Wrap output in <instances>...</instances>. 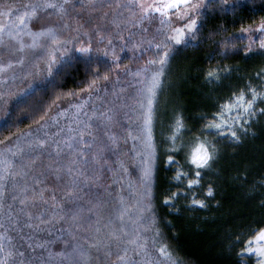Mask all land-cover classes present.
<instances>
[{"label":"trees","instance_id":"16d2710c","mask_svg":"<svg viewBox=\"0 0 264 264\" xmlns=\"http://www.w3.org/2000/svg\"><path fill=\"white\" fill-rule=\"evenodd\" d=\"M233 4L237 6L231 8ZM207 5L199 13L197 29L186 37L187 43L175 47L180 54L175 60L174 75L180 86L170 115L160 119L154 131L156 153L149 150L141 122L133 114H126L131 102L125 104L120 100L113 110L115 122L107 129L109 135L116 137L118 147L112 146L101 124L95 134L99 136V146L94 147V152L101 144L112 149L105 151L108 163L100 182L110 187L107 191L101 187L79 193L83 199L77 203L85 209L82 213L85 219L79 228L66 217L64 221H53L52 225H41L49 231L34 234V229L25 227L21 218L17 231L9 229L8 234L13 237L11 243L25 251L26 256L43 253L47 259L49 250L66 251L71 256L64 264H117V252L122 253L126 246L128 255L137 264L148 260L154 264H171L172 260L176 264H257L258 257L243 249L264 228V115L257 114L245 124L248 131L238 132L241 136L238 143L228 135H217L215 129H207L205 125L214 118L218 105L225 103L234 92L248 85L264 92V49L259 48L264 36H254V41L249 37L264 20V0H228L227 5L221 0H211ZM62 22L65 25L66 20L62 18ZM64 25L60 27L64 29ZM249 46L252 51L246 53ZM146 49L151 59L159 58V50L151 51L150 46H144ZM133 60L123 58L121 66H131ZM113 70L112 63L98 57L72 56L62 62L45 83L11 107L6 120L0 124V148L16 136L39 127L58 104L91 93L106 81L105 75L108 78L113 75ZM211 70H219L220 80L209 82L206 74ZM93 79L96 85L90 88ZM256 108H264V102L257 101ZM179 118L183 119L184 127L176 130ZM174 134L177 138L173 143ZM200 142L209 147L214 158L210 167L200 170V183L189 188L187 179H194L196 171V166L190 163V149ZM87 156L91 162L92 153ZM169 156L173 157L172 161ZM121 163L127 172L120 167ZM148 165L152 174L150 181L145 182L142 170ZM85 167L91 172L94 165L89 163ZM109 167L112 171L107 170ZM178 171L189 173V177L176 179ZM209 187L212 196L207 195ZM173 193L177 195L165 204V199ZM62 196L63 192L57 191L58 200ZM96 198L107 202L99 216L87 212L88 201L95 202ZM192 199L203 200L206 206L192 205ZM42 209L45 210L43 218L47 219V206L39 205L31 211L39 214ZM122 209H126L123 225L129 233L126 239L138 233V243L146 245V255H135L134 245H122L120 249L113 245V254L104 255L108 234L121 228L117 215ZM97 219L99 225L95 223ZM0 223L6 224L2 210ZM96 227L100 228L99 232L95 231ZM157 229L159 235H156ZM21 236L25 238L23 241ZM28 236L33 240L28 241ZM43 240L55 242L47 250L36 248L33 252L26 247L27 243ZM93 242L99 243V252L89 248ZM255 243L251 246L255 247ZM77 245L82 249L73 252ZM162 245H167L171 259L160 256L158 249ZM80 250L90 253L91 258L78 262ZM60 260L61 257L54 256L53 264H59Z\"/></svg>","mask_w":264,"mask_h":264},{"label":"snow or ice","instance_id":"6c2138e0","mask_svg":"<svg viewBox=\"0 0 264 264\" xmlns=\"http://www.w3.org/2000/svg\"><path fill=\"white\" fill-rule=\"evenodd\" d=\"M221 3L224 5L228 4V0H221ZM71 4V0H64L63 4H57L52 2V0H45L44 4L25 5L26 8H30L31 12H26L25 16L36 15V9L40 7L51 8V9H60L62 12H67L65 5ZM205 0H165V2L156 5V4H147L144 0H111V2H106V0H87L86 3H80L81 10H87L89 17L93 13L98 14V19L103 21L111 16L109 23L114 25L116 29H120L121 24H131L133 27L141 24L145 19L149 18V12L160 13L162 19L160 24L162 26H170L173 22L168 18L170 10H175L176 12V23L178 26L170 27L171 35L165 34V40L162 43H157L155 45L158 52V59H152L148 61L149 65H158L155 70L151 71L150 84L146 88V113L144 114V125L145 129L149 133L150 138V125L152 121L153 106L154 101L157 98L158 90L162 87V77L165 75V68L169 65L170 60L174 55H179L180 52L176 49L175 45H180L182 43H187L185 39L186 35H191L196 29L198 24V18L200 10L207 7ZM237 5L233 4L230 7L235 8ZM240 6H243L242 4ZM73 10H76V5L71 4ZM107 9V10H105ZM230 10V9H229ZM11 8L8 9V12H12ZM125 11L128 13L126 17L124 15ZM139 12V15H137ZM17 19L21 24L24 23V16H18ZM68 27V25H65ZM83 25H79L75 31H79V28H82ZM3 29L0 28V31ZM147 31V29H143ZM107 31L104 25H97L95 29V34L98 37L97 44L103 43L107 40V49H111V55L113 57V63L118 65L120 60L119 55L116 54L115 45L113 40L105 35ZM159 31V29H158ZM246 31V30H242ZM258 31L264 32V20H262ZM52 35V43L54 45H59L60 48L65 47L64 42L61 43L55 36ZM11 34V33H9ZM43 34V33H41ZM84 35H89L87 32ZM130 33V37H131ZM117 39L124 40L123 36H120L117 33ZM151 44V41H149ZM33 47L36 45L33 44ZM129 47V42L126 41L120 45V51H124ZM139 47L138 44L133 43L131 49L135 50ZM23 44L21 43V49ZM259 48L264 49V39L260 40ZM59 49H51L48 52V60L45 61L46 71L48 75L53 74V68L61 63V59L57 57L56 52ZM81 53H89L92 51V42L91 39L87 44H82L81 47L76 49ZM99 50V49H98ZM251 46L246 49L247 52H251ZM264 54V53H262ZM67 55V50L60 52V57ZM104 55H109V52L106 50ZM23 59L19 60L18 63L23 64ZM11 66V65H8ZM39 72L42 69L39 65L34 66ZM142 71H149V69H142ZM99 76V73H96ZM139 75V72L136 73ZM258 75H260L258 73ZM209 82L220 80L219 70H211L206 74ZM105 80L108 79V76L103 77ZM96 85V80L93 79L90 88H94ZM257 101L264 102V92L258 91L256 88L251 85L246 86L244 89H240L238 92H234L229 99L220 105H218V111L214 113V118L209 121L205 127L207 129H215L217 135H228L236 143L240 142L241 136L238 134L246 133L248 128L245 127V124L249 123L253 117L257 114L264 115V108L257 109ZM141 107L144 108L145 104L141 102ZM100 121V124L103 126L102 131L105 136L108 137V140L111 141L112 146L118 147V142L116 137L109 135L107 129H109L115 122L114 114L109 110L108 113H100L97 117ZM91 119V118H90ZM184 127L183 119L179 118L176 121V128L180 130ZM92 124H86L84 130L80 131L77 135L79 136V144L82 147H74L71 142L66 144V147L69 149L67 155H63L64 149L60 147L59 143H53L52 152L48 153L47 163L41 159V156L44 154L43 151L36 153V155L29 158L27 164H23L19 171L15 170L13 165L7 160L5 161V170L4 174H0V210L4 213L5 223H0V229H3V232L0 233V264H53L54 256L61 257L59 264H64V260L70 258L71 253L66 251H61L57 253H52L50 250L47 253V259L44 258L43 253L39 256H26L25 251H21L14 244L11 243L13 237L9 235V229L12 231H17V226L20 223V213L24 214L25 221L24 226L30 229H34L35 232H46L49 231L48 228L41 227V225H52L53 221H64L67 217L68 220L72 221L77 228L81 227V221L85 219L82 213L85 211L83 205L78 204L77 202L83 199L79 193L84 192L85 189L91 191L93 188L103 187L105 191L108 190V185L100 183L103 179V173L105 166L108 161L105 158V151L112 150L107 144H101L98 147L97 151L92 153L91 162L88 160L87 153L92 148V143L96 141L97 137L93 135ZM72 130L70 129V132ZM87 135L91 139L85 141L84 137ZM176 135L172 136L173 143L176 140ZM73 137H69L71 141ZM47 146V141L40 140L39 147L43 150ZM151 147V144H149ZM54 153V155H53ZM15 155V153H13ZM213 152L209 151V147L204 143L200 142L192 149L190 154V163L196 166L195 178H188L187 185L189 188L200 183L201 171L204 168L211 166V161L213 160ZM169 161H172L173 157H168ZM39 161V163H38ZM91 163L94 165L91 172H89L88 165ZM120 167L124 172H127L128 169L124 167L123 163L120 164ZM34 169H39L34 171ZM108 171H112L109 167ZM151 166L148 165L142 170V179L145 182L150 181L151 179ZM17 177H20L23 180V183L17 180ZM182 177H189V173L178 171L176 174V179H181ZM31 180V185L28 184V180ZM10 183V191L5 187L6 184ZM57 191H62L63 196L57 198ZM87 194V193H85ZM177 193H173L172 197L165 199V204H168L172 198H174ZM208 196H212V188H208ZM8 199L12 203H8ZM121 202L123 197L120 198ZM18 203L21 205L17 211L14 208V204ZM107 202L100 200L99 198L89 200L88 204L90 205L87 208V212L92 213L93 215L99 216ZM192 205H199L200 207H205V202L200 199H192ZM39 205L47 206L49 212L48 218L44 219L45 210L42 209L39 214L33 213L32 208L38 207ZM68 208V211L65 212V208ZM63 213V215H61ZM126 215V209H122L118 215L117 219L121 222V228L119 230H113L108 234V243L104 245L105 256H111L113 253L111 248L113 245L117 249H120L122 245H134L133 252L135 255H146L144 251L146 245L144 243H138L139 234L137 233L136 237L131 239H126L129 236L124 230V217ZM96 225H99L100 220L95 221ZM88 227L91 228V219L89 218ZM22 231V229H20ZM96 232L100 231L99 227H96ZM71 234V233H69ZM156 235H159V230H156ZM23 241L25 238L20 237ZM74 239V237H73ZM28 241H32V236L27 237ZM256 242V246H251L253 242ZM55 241L52 240H43V241H33L27 243V249H31L33 252L36 248L48 249V246ZM67 245V241L64 242ZM249 247L243 249L244 252L255 254L257 259V264H264V228L260 229L252 239L247 241ZM77 248L82 249V246L77 245L73 248V252L77 251ZM89 248L96 249L97 252L100 251V245L98 242H93L89 245ZM158 252L160 256L171 259V253L167 251V245H162L159 247ZM90 253L80 250L77 256L78 262H84L89 260ZM117 264H137V262L128 255V248L123 247L122 253L120 251L116 254ZM145 264H154L152 260H148ZM171 264H176V261L172 260Z\"/></svg>","mask_w":264,"mask_h":264},{"label":"rangeland","instance_id":"374dc122","mask_svg":"<svg viewBox=\"0 0 264 264\" xmlns=\"http://www.w3.org/2000/svg\"><path fill=\"white\" fill-rule=\"evenodd\" d=\"M210 1L205 0V3L207 4ZM44 2L45 0H0V28L3 29L0 31V124L4 123L9 110L17 101L50 78L46 71L45 61L48 60V52L51 49H59L56 55L61 59V63L72 56L106 59L114 66L113 75L105 82L100 83L91 93L80 94L67 102L58 104L52 115L39 127L16 136L6 146L1 147L0 174H4L6 160L13 165L15 170L19 171L23 164L28 163L30 157L43 151L44 154L41 159L46 162L48 153L52 152L54 142L59 143L60 147L64 149L63 155H67L69 152L66 147L68 142H71L74 147H82L79 144L77 134L84 130L85 125L89 123L92 124L93 135L97 137L96 141L92 143L91 150L88 151V153H93L95 151L94 147L99 146V136L95 135L97 128L100 126L97 117L102 112L108 113L109 110L113 114L114 107L119 106L117 103H120V100L125 104L131 102L132 105L126 108V114H133V118L141 122V129L143 128L148 147L151 144L149 150L152 154L156 153L157 145L154 131L159 120L166 119L168 114L170 115L169 112L172 111L175 104L180 86L174 75L177 55H174L170 60L169 65L165 68V75L161 78L163 83L154 101L149 138V133L144 125V114L147 110L145 90L150 84L151 71L155 70L158 65L148 64V61L152 59L148 53H145L147 49L144 50V46H150L151 51H157L155 45L165 40V34H172L170 27L178 26L175 19V10H170L168 14V18L173 22L170 26L160 24L162 19L160 13L149 12V18L136 27L131 24H121L120 29H116L114 25L109 23L111 16L101 21L98 19V14L93 13L90 18L87 10L80 9V3H86L87 0H71V4L78 6H76V10H73L71 6H65L66 13L58 8L40 7L36 9V15L25 16L26 12H31V9L26 8L25 5L40 4L42 6ZM52 2L63 4L64 0H52ZM106 2H111V0H106ZM144 2L159 5L165 0H144ZM9 8L13 11L8 12ZM124 15L127 17L128 13L125 11ZM137 15H139V12H137ZM18 16H24L23 24L17 19ZM62 18L66 20L65 25H68V27H65ZM61 25H64V29L60 27ZM79 25H83V27L79 28L77 32L75 29ZM97 25H104L107 29L105 35L113 40L116 54L120 57L119 67L116 63H113L111 49L106 48L107 40L99 45L97 44L98 37L95 34ZM143 29H147V31ZM258 29L259 27L254 30L253 36H249L250 40L254 41V36H264V32L258 31ZM49 30L55 34L61 43L68 42L65 43L64 48L52 43V35ZM85 32L89 35H84ZM117 33L123 36L124 40L117 39ZM130 33L132 34L131 37ZM187 36L189 35H186L185 39ZM89 39L92 42L91 52L85 54L76 50L82 44H87ZM126 41L129 42V47L124 51H120V45ZM149 41H151V44ZM21 43L23 44L22 49ZM133 43L138 44L139 47L135 50H129ZM33 44L36 46L33 47ZM65 50H67V55L60 57V52ZM106 50L109 52L107 56L104 55ZM123 58H133L131 66H121L120 62ZM21 59L24 61L23 64L18 63ZM139 60L142 63H137ZM60 64L56 65L53 71ZM35 65H39L42 70L38 72L34 67ZM142 69H149V71H142ZM137 72H139V75H136ZM141 102L145 104L144 108L141 107ZM70 136L73 137L71 141H69ZM84 139L89 141L91 138L85 135ZM40 140L47 141V146L43 150L39 147ZM195 146L190 149V154ZM38 170L34 169V171ZM17 180L23 183L20 177H17ZM29 181L31 180H28V184ZM5 187L9 191L11 190L10 183L6 184ZM7 202L12 203L10 199ZM17 207H21V205L14 204V208ZM21 218H23L24 223V214H20Z\"/></svg>","mask_w":264,"mask_h":264}]
</instances>
